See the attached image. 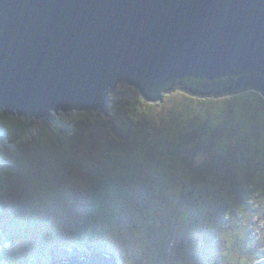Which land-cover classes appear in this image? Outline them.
<instances>
[{
	"label": "rangeland",
	"instance_id": "obj_1",
	"mask_svg": "<svg viewBox=\"0 0 264 264\" xmlns=\"http://www.w3.org/2000/svg\"><path fill=\"white\" fill-rule=\"evenodd\" d=\"M258 94L248 91L195 100L175 90L152 104L138 89L123 82L108 93V103L93 112L51 111V117L41 119L12 115L1 108L8 119L6 127H0L4 186L0 194V264H51L68 254L104 251L113 256L115 264H157L158 253L173 256L176 248L188 246L187 237L197 235L204 224L192 225L187 211L190 201L181 193L193 169L204 166L208 172L230 168L240 175L248 170L263 173L264 101ZM125 101L130 103L128 109ZM132 105H137V110ZM90 130L95 135L85 138ZM52 138H61V151L51 146ZM186 138L201 145L178 143ZM96 140L101 142L93 146L92 157L85 154L89 145L84 143ZM189 150L194 159H187ZM57 152L59 158L52 161ZM90 159L94 167H90ZM65 161L72 165L66 171L61 168ZM93 170L95 178L106 174L120 179L118 191L125 201L117 204L113 217L106 210L101 223H88L82 215L93 195L89 190ZM213 181L211 178L209 183ZM34 184L43 189L33 190ZM95 191L97 186L93 197ZM238 194L253 213L260 203L253 190L243 188ZM217 210L220 213V207ZM98 214L96 209L95 218ZM29 219L33 222L30 230H22ZM75 229L80 240L92 229L106 233L110 241H93L83 249L59 234ZM177 264H185L184 255Z\"/></svg>",
	"mask_w": 264,
	"mask_h": 264
},
{
	"label": "water",
	"instance_id": "obj_2",
	"mask_svg": "<svg viewBox=\"0 0 264 264\" xmlns=\"http://www.w3.org/2000/svg\"><path fill=\"white\" fill-rule=\"evenodd\" d=\"M262 74L264 0H0V109L12 115L99 110L123 82L149 103L173 89L264 95ZM51 264L114 262L104 251Z\"/></svg>",
	"mask_w": 264,
	"mask_h": 264
},
{
	"label": "flooded vegetation",
	"instance_id": "obj_3",
	"mask_svg": "<svg viewBox=\"0 0 264 264\" xmlns=\"http://www.w3.org/2000/svg\"><path fill=\"white\" fill-rule=\"evenodd\" d=\"M213 174L204 166L191 171L190 185L183 186L182 197L190 201L187 211L192 225L204 224L197 235L187 237L188 246L176 248L173 256L158 253L157 264H177L182 255L185 264H264V202L250 214L238 193H226L228 174L219 175L225 184L221 180L217 186L204 183Z\"/></svg>",
	"mask_w": 264,
	"mask_h": 264
},
{
	"label": "trees",
	"instance_id": "obj_4",
	"mask_svg": "<svg viewBox=\"0 0 264 264\" xmlns=\"http://www.w3.org/2000/svg\"><path fill=\"white\" fill-rule=\"evenodd\" d=\"M258 77L261 78V79H264V75L263 74L262 75H258ZM185 81H186V84L195 85L197 88H200V90H211L216 85H217L216 87H219V86L225 84V82L227 80H217V81H213L212 82V81H209L207 79H202V80L201 79H190V80H187L186 79ZM248 91L249 92H254V93H257L258 94V92H257L256 89L245 90L243 92H248ZM243 92H241V93H243ZM183 93L186 94L189 98H194L195 100L220 99V98L231 97V96H235L237 94H240V93L236 92L233 95H225V96H223V95H221V96H211V95H208L206 97H201V96H192V95H190L188 93H185V92H183ZM258 95H260L261 98L264 101L263 94L260 92V94H258ZM147 103H149V102H147ZM125 104H126V106H124V107L128 109L130 107V105H129L130 103H128L127 101H125ZM152 104H155V103H152ZM132 107H134L136 110L138 108L137 105H132ZM7 119H8V117L6 116L4 110L0 111V127H2V126L6 127V122L5 121ZM102 125H104V124H102ZM143 125H145V124L144 123H141V126H143ZM96 128L98 129V127H96ZM96 128H94L93 130H95ZM93 130H90L92 132L89 135H86L85 138H90L91 137V134L92 135H95V132ZM56 139L57 138H52L50 144H51V146H53V148L55 147V149H56L55 151H61L62 148L64 147L63 144H62V140H61V138H59V141H57ZM189 141H191L192 143H196V146L201 145L199 141L193 140L192 138H189V139L186 138L185 141H180L178 143H183V146H186V145L190 144ZM99 142H101V140H99V141L96 140L95 141L96 144L95 143H92L90 141H86L84 143V145H87L88 144L89 145V149H88L87 153H85V154H91V157H92V152L94 150L93 146H95V145L97 146L99 144ZM73 143H74V141L72 142V144ZM79 147L80 146H78V150H79ZM182 148H185V147H182ZM263 149L264 148H261V151ZM229 150L232 151V149H229ZM59 153L60 152H57L55 154H52V161H55L57 159V157L59 158V155H58ZM263 153H264V150H263ZM263 153H262V155H264ZM187 157H188L187 158L188 160L194 159L195 158V155H194L193 151L189 150ZM90 160L92 161V163L89 164L90 167H94L95 162L92 159H90ZM54 164H56V163H54ZM85 164H87V166H88V162L85 161L84 162V165ZM61 165H62L61 168H63V170H65V171L69 168V166L72 168V165L68 161H65ZM99 169L106 170V168H104V167H99ZM229 169L230 168L220 169V171L215 172L217 174V176L215 178L212 177V176L211 177H207L206 178V181L204 183L209 184L210 179L213 178L214 179L213 182L215 183V185H218L217 183L220 180H221V182L223 184H225V182L222 180V178H220L219 175H221L222 173H226V171L228 170L229 172L226 173V174H228L227 177H228L229 180H226V184L224 186L226 193L228 192V195L229 194H232V196H234V193L237 194L240 189L247 188V189L253 190L254 195H255V197L258 198V200L260 201V204L264 202V171H263V173H261V171L248 170V171L244 172V174L240 175V174H237V173H234V172L230 171ZM251 171H252V173H250ZM114 173L115 174L118 173L119 175H122L117 170H114ZM93 176H94V180L89 181V182L93 183L92 184L93 186H91L89 190L94 195V187L97 186V190L98 191L97 192L95 191V197H93V195L90 196V198L88 199L89 200V203H87L89 205L86 204L84 206L85 211H82V215H83L84 219L87 220L88 223L100 222L99 219H103L102 216H104L105 211L108 210V209H109V217L115 216V213H116L115 211H116V208L118 207L117 204L120 203V202L125 203L122 191H118V188H119L118 187L119 186L118 183L121 182L120 179H114L113 180V179H111L109 177V175L106 176V174L105 175H102V176L99 175V177L97 176L95 178V172H94V170H93ZM121 179H123V178L121 177ZM186 180H189V179H186ZM1 182H2V179L0 178V194L4 191V186L1 184ZM96 183H98V184L96 185ZM251 184H254L253 188H250V185ZM189 185H190V183H189ZM39 187H40L41 190L43 189L42 186H39ZM39 187H38L37 184H34L33 190H35L36 188H39ZM115 192H117V194H115ZM261 197H263V199H261ZM142 202L145 203V200H143ZM241 205H242V207H244V204L243 203H241ZM96 209H97V213H99L98 214V218H95V216H94ZM39 211L40 212H43L42 209H39ZM3 220H5V219H3ZM30 221H31V219H29L27 222H25V224L27 223V225H25L22 230H24V231H29L30 230V228H31L30 224L33 223V222H30ZM96 227L99 230L98 226H96ZM104 229H106L108 231V228H104ZM98 230L92 231V229H91L88 232V235L87 236L86 235L83 236V239L82 240H80V238H79V237H81V235L78 234L77 229L72 230V232H70V234H68L67 232H65L66 234L65 233H59V234L61 236H62V234L67 235L69 238H71L70 241L72 243H73V241H76V243H78V245L77 244L76 245L79 248L85 249L86 248V245L89 244V243H91V242H93V241L94 242H99V240H102L103 242L104 241H107V242L110 241V237H108L106 233H103V232L98 231ZM62 240H63V238H62ZM63 242L66 243V241H63ZM32 255H36V253L33 252ZM32 255H31V257H33Z\"/></svg>",
	"mask_w": 264,
	"mask_h": 264
},
{
	"label": "clouds",
	"instance_id": "obj_5",
	"mask_svg": "<svg viewBox=\"0 0 264 264\" xmlns=\"http://www.w3.org/2000/svg\"><path fill=\"white\" fill-rule=\"evenodd\" d=\"M130 86H131V85H130ZM175 90L177 91V90H181V89H173L172 91H169V92H167V93H164V94H163V98L166 96V94L169 95V93H172V92L175 91ZM182 91L185 92L184 90H182ZM138 92H139V91H138ZM185 93H187V92H185ZM262 94H263V93H262ZM140 95H141V94H140ZM263 96H264V95H263ZM141 97H143V96L141 95ZM163 98H162V99H163ZM155 104H156V103H155ZM69 111L93 112V110H84V109H78V110H72V109L70 110V109H69V110H67V111H62V112H63V113H66V112H69ZM59 112H60V111H59ZM62 112H61V113H62ZM195 169H196V168H195ZM209 172L213 173L212 171H209ZM216 175H217V174L214 172V174L211 175V176H216ZM188 176H191V172L189 173ZM186 179H188V177H187ZM186 179H185V180H186ZM188 181H189V180H188ZM183 185H185V184H183ZM109 257L112 258L113 256L111 255V256H109ZM111 260H112V259H111ZM112 261H113V260H112Z\"/></svg>",
	"mask_w": 264,
	"mask_h": 264
},
{
	"label": "bare ground",
	"instance_id": "obj_6",
	"mask_svg": "<svg viewBox=\"0 0 264 264\" xmlns=\"http://www.w3.org/2000/svg\"><path fill=\"white\" fill-rule=\"evenodd\" d=\"M257 92H259L260 93V91L259 90H257ZM72 110H78V109H72ZM114 262V261H113ZM114 264H115V262H114Z\"/></svg>",
	"mask_w": 264,
	"mask_h": 264
}]
</instances>
